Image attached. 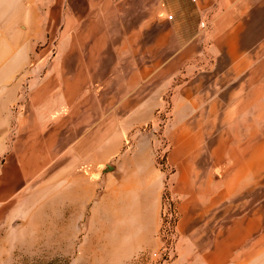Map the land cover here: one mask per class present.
Here are the masks:
<instances>
[{
  "label": "rangeland",
  "instance_id": "374dc122",
  "mask_svg": "<svg viewBox=\"0 0 264 264\" xmlns=\"http://www.w3.org/2000/svg\"><path fill=\"white\" fill-rule=\"evenodd\" d=\"M225 1L0 0V164L15 150L34 160L0 218V264H170L176 235L166 261L153 254L170 244L161 227L175 209L166 189L177 143L181 157L210 162L211 188L225 177V226L256 223L248 243L259 242L264 264V170L241 180L233 169L253 149V132L255 163H264V27L235 34ZM70 111L81 118L76 134ZM161 177L159 249L130 258L142 219L135 187L107 220L123 230V255L106 256L91 231L106 184Z\"/></svg>",
  "mask_w": 264,
  "mask_h": 264
},
{
  "label": "crops",
  "instance_id": "0c3cea01",
  "mask_svg": "<svg viewBox=\"0 0 264 264\" xmlns=\"http://www.w3.org/2000/svg\"><path fill=\"white\" fill-rule=\"evenodd\" d=\"M230 2L231 0H226L223 7L225 9L232 7L233 9L235 34H239V30L241 31L243 26H249L252 31L256 27H264V0H232V5ZM227 3H230L229 7ZM253 33L256 34L257 31ZM173 34L175 41L179 40L178 35ZM192 37L188 39L189 42L193 40ZM58 102L60 101L58 100ZM77 117L76 114L72 116L70 111L69 120L73 118L74 122L70 121L69 125L73 127L75 134L81 127V118H78V123ZM31 118L28 116L25 122L33 121L34 117ZM23 121L21 120V122ZM65 124L64 120L58 121L59 129ZM252 137H255L254 132L249 135V138ZM252 139L250 143L253 145V149L251 148L250 151L239 156L238 162L234 164L235 175L236 172L240 173L239 178L241 180L245 175L256 180L264 170V163L263 165L260 163V166L255 163L258 146L257 142H252ZM177 145L175 155L177 153L179 157L175 158L180 161L175 160V155L172 158L177 165L178 173L170 177L166 189L175 208L174 232L177 239L175 255L170 264H257L259 242L255 240L248 243L252 238V233L257 234L256 223L253 226H243L242 222L238 221L227 229L225 226V204L226 201H230L232 193L225 194V177L223 180L214 183L213 188H211L210 162L208 160L205 162L198 161V158L192 154H185L181 157L182 150H179V143ZM29 156L28 150L24 156L15 150L11 157L0 164V218H2L5 210L13 207L12 203L16 200L21 185L28 177L32 176L29 170L34 165V160ZM241 157H244L246 163L240 162ZM215 163L220 164L221 162L215 161ZM89 166L91 167L92 163ZM59 169V178L66 179V177L72 176L70 171L66 172L65 160L59 165ZM241 171L245 172L241 174ZM161 180L163 177L161 179L156 178L149 183L150 185L146 184L144 187H140V183L133 186L135 185L134 179L126 184L127 187L121 184L122 186L117 188L109 183L106 184L105 190L99 197V204L101 205L96 212L97 215L92 213L91 217L93 220L91 228L100 227L91 231L93 233L98 232L93 236L97 237L99 243H103L106 256L113 254L118 257L120 253L123 255L118 244L121 242L123 230L117 226L118 224H113V220L112 223L108 222L107 224V220L115 218L109 211L117 210L119 199L125 196L126 191L135 189V187L139 193V211L142 212V216L140 215L142 219L138 223V226H141L138 233H130L129 238L132 246L130 258L142 251L159 249L158 234L161 227L160 216L165 190V185L161 184ZM89 189L92 191V187ZM74 194L77 196L76 192ZM120 218L118 216L117 220L119 221ZM72 220L74 225L72 233L75 236L76 218L72 217ZM114 221L116 220L114 219ZM91 231L90 233H92ZM102 232L105 233L104 238ZM111 232L117 236L110 240ZM122 240H126V238ZM111 242H113V246H111ZM248 244L250 245L249 248H247ZM243 249L246 251L242 252Z\"/></svg>",
  "mask_w": 264,
  "mask_h": 264
},
{
  "label": "built area",
  "instance_id": "2783aa9c",
  "mask_svg": "<svg viewBox=\"0 0 264 264\" xmlns=\"http://www.w3.org/2000/svg\"><path fill=\"white\" fill-rule=\"evenodd\" d=\"M171 16L168 17L169 20H171ZM165 214V216H164ZM163 216L166 218L161 227V235H164L166 237L167 241L170 242L168 247L162 248L160 250V253H154L153 257L158 262L166 261L169 253L171 252V245L175 241V234H174V223H175V213L174 209H172V206H169L168 211L163 213ZM162 241H165L164 238L161 239Z\"/></svg>",
  "mask_w": 264,
  "mask_h": 264
}]
</instances>
